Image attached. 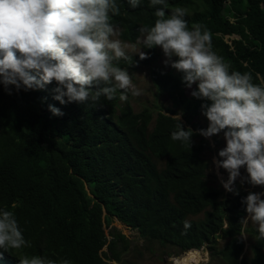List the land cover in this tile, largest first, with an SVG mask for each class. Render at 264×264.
<instances>
[{
  "label": "trees",
  "instance_id": "1",
  "mask_svg": "<svg viewBox=\"0 0 264 264\" xmlns=\"http://www.w3.org/2000/svg\"><path fill=\"white\" fill-rule=\"evenodd\" d=\"M117 3L120 14L110 22L123 42L134 44L141 28L154 25L161 6L150 0L136 8L128 0ZM166 3V14L183 7L189 28L196 23L211 33L212 50L230 71H250L253 83L264 79V0ZM156 49L143 48L149 58L132 56L133 64L120 60L118 66L134 71L148 65ZM181 76L150 69L152 84L171 103L155 116L148 107L135 112L119 93L112 101L62 105L53 99L55 82L11 95L0 85V209L14 213L31 245L0 249V264H20L23 256H45L57 264L120 263L130 244L113 227L105 232L114 219L144 241L179 254L206 246L222 264H264L257 226L240 222L246 215L241 201L249 192L233 195L208 183L206 138L194 134L191 148L171 139L178 112L194 133L208 125L196 121L204 117L205 102L186 95ZM48 105L63 116H53ZM185 222L191 225L187 230Z\"/></svg>",
  "mask_w": 264,
  "mask_h": 264
},
{
  "label": "clouds",
  "instance_id": "2",
  "mask_svg": "<svg viewBox=\"0 0 264 264\" xmlns=\"http://www.w3.org/2000/svg\"><path fill=\"white\" fill-rule=\"evenodd\" d=\"M140 2L128 0L132 8ZM150 5L161 7H156L154 25L140 29L139 42L145 49L162 50L163 64L181 73L190 95L205 102L201 109L208 121L194 133L184 127L178 112L171 139L191 148L194 134L211 138L223 132L225 147L212 161L228 174L227 180L220 179L223 189L239 195L237 179L241 185L264 186V79L253 83L250 71H230L231 65L212 50L211 33L196 23L189 28L187 9L175 7L166 14V0H150ZM119 14L117 0H0V85L11 95L13 90L44 89L55 82L53 99L62 105L112 101L117 93L122 101L129 92L140 95L127 69L118 66L120 60L133 64L126 45L113 38L119 33L111 16ZM136 55L149 58L142 50ZM48 110L63 116L53 105ZM241 168L246 176H241ZM262 196L264 192L250 191L241 201L246 215L240 222L256 225L259 240H264ZM190 227L184 223L185 230ZM30 246L14 213L0 209V249ZM19 262L57 264L45 256H23Z\"/></svg>",
  "mask_w": 264,
  "mask_h": 264
},
{
  "label": "rangeland",
  "instance_id": "3",
  "mask_svg": "<svg viewBox=\"0 0 264 264\" xmlns=\"http://www.w3.org/2000/svg\"><path fill=\"white\" fill-rule=\"evenodd\" d=\"M119 33V30L116 29ZM114 39H119L123 45H126V51L133 55L137 56L140 50H143L142 44L139 40L134 43L123 42L119 35L117 37H113ZM234 37H231L233 39ZM228 39V38H226ZM157 57L154 60H151L148 65H138L134 71H128L133 84L137 89L140 90V95L133 96L131 92L128 93V99L132 105V108L135 112H139L142 108L148 107L153 110V114L155 116V111L157 108L161 106H170V100L162 93H160L152 84L149 71L153 67H158L161 71L165 72H173L176 73L174 69L171 67H167L163 64L165 59L162 50L157 47L156 49ZM176 59L173 57V60ZM186 95L190 96V92L192 89L186 88ZM196 121L199 122L202 126L208 124V121L204 119V117L199 116L196 118ZM209 142L210 150L205 153L206 159L210 163V169L208 171L207 180L208 183L212 186L221 185L220 179L227 180V172L223 169L217 170L213 165V158L218 157V151L225 147V141L223 139V132L219 135H214L211 138H206ZM215 141L218 143L216 144ZM241 176H246L247 173L244 168L240 170ZM236 188L241 191L248 192H263L264 186H256L253 187L248 185L247 183L241 185L239 179L235 182ZM223 189V187H222ZM224 190V189H223ZM225 193H228L224 190ZM248 224H252L248 222ZM254 225V224H253ZM113 227L119 232H121L129 241L130 247L126 253L122 255L121 262H109V264H175L174 261H177L176 264H222L219 260H212L206 246L201 247L200 249L179 254L176 250L169 247H161L156 242H146L142 238L139 237L138 232L136 230H132L129 227L124 226L118 220L114 219L110 227L105 229L107 233L110 228ZM109 239V237H108ZM246 243H249L248 238L244 239ZM104 250H106L104 248ZM246 255L249 254V251H245ZM189 253V254H188ZM188 254V255H186Z\"/></svg>",
  "mask_w": 264,
  "mask_h": 264
},
{
  "label": "bare ground",
  "instance_id": "4",
  "mask_svg": "<svg viewBox=\"0 0 264 264\" xmlns=\"http://www.w3.org/2000/svg\"><path fill=\"white\" fill-rule=\"evenodd\" d=\"M193 251H196V250H193ZM193 251H190V252H193ZM190 252H189V253H190ZM189 253H188V254H189ZM188 254H187V255H188Z\"/></svg>",
  "mask_w": 264,
  "mask_h": 264
},
{
  "label": "built area",
  "instance_id": "5",
  "mask_svg": "<svg viewBox=\"0 0 264 264\" xmlns=\"http://www.w3.org/2000/svg\"><path fill=\"white\" fill-rule=\"evenodd\" d=\"M186 255H187V254H186ZM177 261H178V260H177ZM177 261H174V262H175V264H176V262H177Z\"/></svg>",
  "mask_w": 264,
  "mask_h": 264
}]
</instances>
